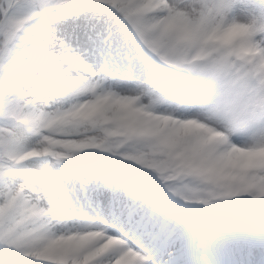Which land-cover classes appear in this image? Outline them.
Masks as SVG:
<instances>
[{"label": "snow or ice", "instance_id": "obj_1", "mask_svg": "<svg viewBox=\"0 0 264 264\" xmlns=\"http://www.w3.org/2000/svg\"><path fill=\"white\" fill-rule=\"evenodd\" d=\"M0 264H264V0H0Z\"/></svg>", "mask_w": 264, "mask_h": 264}]
</instances>
